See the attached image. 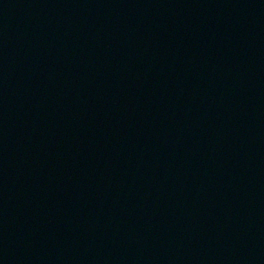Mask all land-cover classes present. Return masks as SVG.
<instances>
[{"label":"water","instance_id":"water-1","mask_svg":"<svg viewBox=\"0 0 264 264\" xmlns=\"http://www.w3.org/2000/svg\"><path fill=\"white\" fill-rule=\"evenodd\" d=\"M0 264H264V0H0Z\"/></svg>","mask_w":264,"mask_h":264}]
</instances>
